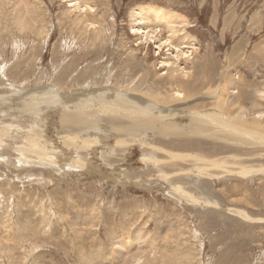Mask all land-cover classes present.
Returning <instances> with one entry per match:
<instances>
[{"label":"rangeland","instance_id":"rangeland-1","mask_svg":"<svg viewBox=\"0 0 264 264\" xmlns=\"http://www.w3.org/2000/svg\"><path fill=\"white\" fill-rule=\"evenodd\" d=\"M74 2L0 0V264H264V134L207 140L194 133V114L161 130L149 118L136 125L97 110L96 95L91 110L73 107L89 89L134 82L159 103L177 102L160 66L178 63L186 37L195 47L182 48L179 63L190 85L211 78L177 105L196 115L231 97L227 119L259 121L252 130L264 133V0H82L93 26L69 19ZM143 6L183 14L176 46L133 33ZM230 77L239 81L231 89ZM169 125L182 130L168 137ZM224 144L233 149L219 151Z\"/></svg>","mask_w":264,"mask_h":264},{"label":"bare ground","instance_id":"bare-ground-1","mask_svg":"<svg viewBox=\"0 0 264 264\" xmlns=\"http://www.w3.org/2000/svg\"><path fill=\"white\" fill-rule=\"evenodd\" d=\"M22 3H23V0H21ZM82 0H75V2L72 4L73 8V13L75 12V18H73V15L71 14L72 12H69L68 14V17L69 19L72 18V20H74V24L79 22L78 24H80L81 26H84V25H87L85 22L87 21H90L91 25L93 26V22L96 21L95 20V14L91 11H89L88 8H86V5H87V2L86 4L81 2ZM27 2V1H26ZM24 2V3H26ZM4 3V2H3ZM108 3V2H107ZM27 4V3H26ZM7 5H8V2H7ZM23 5V4H21ZM17 6H20V5H17ZM26 6V5H25ZM90 8V7H89ZM26 9V8H25ZM82 10V11H81ZM85 12V15L82 14V12ZM24 13V12H23ZM22 13V14H23ZM183 15V14H182ZM182 15H179L177 13H174V12H171V11H167V10H164L163 8H159V7H155V6H143V7H138L136 8L133 13H132V18L134 19V22L135 23V26H133V30L134 31L133 33L135 34H141V35H144V38L145 40H150L151 39H155L154 42H157V43H160L159 44V48H161L162 46H166V45H170L172 44L173 46H176L174 41L171 42V38L175 39L176 38V35L179 33V30L177 28V25L178 26H182V25H186L187 24V20L185 17H183ZM23 16V15H22ZM83 16H85L83 18ZM28 18V17H27ZM25 18V19H27ZM45 18V17H44ZM21 19V17H20ZM31 19V18H30ZM34 20V18H32ZM77 20V22H76ZM92 20V21H91ZM94 20V21H93ZM23 22V20H21ZM20 22V21H18ZM89 23V24H90ZM96 23V22H95ZM76 24V25H78ZM19 25V24H18ZM20 25H22L23 27V23H20ZM95 25V24H94ZM25 26H27V24H25ZM21 27V26H19ZM90 27V25H89ZM25 28L27 29V27H24L23 30H25ZM96 28V26H95ZM91 29V28H90ZM97 29V28H96ZM28 30V29H27ZM30 30V28H29ZM163 30H166L168 31L169 35H168V38L166 40H163V39H160L159 37L162 36V31ZM101 31H102V28H99L98 30V37L101 36ZM32 33V32H31ZM178 36V35H177ZM186 38V37H185ZM183 39V38H180L179 39V46L178 48L180 47L179 50H177L176 48L177 47H174L176 49V55L174 57V59L178 62V63H173L171 62V60H167V61H163L162 62V65L160 66L161 68H163L162 70L163 71V74L162 76H166L167 77V81L166 83H168L171 89V93L170 95H172L173 97H177V102H173V101H170L168 103H159L157 102V97L153 96V95H147L142 89H141V86H135L137 83L134 82L131 84V87L128 88L127 91H124V90H121V89H113L109 92L113 93V95L115 96L116 98V101H112V100H109L111 103H109V101L105 98V102L104 100L102 99L101 102H103L104 104H101L100 101L101 98H99L98 96H107V93L109 92H105L104 91V88L103 89H98V90H93L92 89H89L88 92L86 93L85 90V95H87V97L85 98L84 96H81V99L79 102L81 103H84V100L87 102L84 106L83 105H77L75 102L73 104V107L76 105V107L79 106L80 107H83L82 109H88L90 106H89V102H90V105L93 104V101L91 98L92 95L95 97V95L99 98L97 100V97H96V101H94V104L97 105V107H95L97 110L99 109H103V111H107V114H108V110L109 112H111L112 110L115 111L114 113L116 112H122V114L124 113L126 116L128 117H121L119 116V118H125L126 120H130L132 121L133 123H137L136 125H140L141 122H143V120L149 118L150 121H154L155 124H159L160 127L158 130H161V124L162 126H166L165 123H170L171 120L172 121H175L177 119L180 120L181 117L185 116V114L187 116H192L194 114L193 117H190L192 119V127H193V131L194 133H197L198 135H200L201 137L207 139V140H213V139H216V140H221L220 142H224V143H227L229 142V140H232V139H235L237 141V143H245L246 141H252V137H250L251 135H254L256 138H253V139H261L262 140V135L264 133H258L256 132V130H252V129H257V127L255 126L257 122H254L252 123L251 125H246L247 127H242L240 126L237 122L234 123V121H230L229 119H227V111L225 109H227L226 107H224L222 105L223 102L221 101H218L220 103H216L214 105V107L210 110H200V108H195V112H197V114L195 115L194 112L192 113H188V111L190 110H183V107H180L179 104L180 102V99L181 98H185V99H191L193 96H196L198 95L202 89H204V86L205 85H208L209 83V79L211 78V73H208L206 74V76L204 77V79H202L200 82V84H197V85H194V86H191L190 83H189V79H190V75L191 73L190 72H186L184 73L183 69L184 68H181L180 66V63L179 62H182V60H184L183 56H186L187 52H183L182 48L185 49V46L187 45H191L192 47H195V43H194V40H191V41H186L187 39ZM173 39V40H174ZM193 39V38H192ZM148 43V42H147ZM168 45V46H169ZM167 46V47H168ZM189 47V46H188ZM191 47V48H192ZM182 49V50H181ZM181 50V51H180ZM128 59V58H127ZM170 59V58H169ZM163 60V59H162ZM173 61V60H172ZM235 63V62H234ZM233 63V64H234ZM128 64V63H127ZM126 64V65H127ZM161 64V63H160ZM242 65V64H241ZM148 66V65H147ZM122 67V66H121ZM186 68V67H185ZM126 69V68H125ZM132 69V68H131ZM130 69V70H131ZM128 70V69H126ZM137 70V69H136ZM149 70V69H148ZM152 70V69H151ZM127 73H129L128 71H126ZM125 72V73H126ZM123 73V74H125ZM142 73V72H141ZM184 73V74H183ZM222 73V72H221ZM85 74V73H83ZM127 75V74H126ZM155 77V75L153 76ZM160 77V76H158ZM215 78V77H214ZM221 78V77H220ZM225 78V77H224ZM129 79V78H128ZM139 79V78H138ZM142 79V78H141ZM139 79V80H141ZM155 79V78H154ZM226 79V78H225ZM227 79H229V77H227ZM131 80V79H130ZM129 80V81H130ZM136 80V79H135ZM148 80V79H147ZM193 80V79H192ZM222 80V79H221ZM127 81V80H126ZM229 83H231V87L229 89L232 88V83L234 81V83L237 85L239 81H235L233 78L231 80V77H230V80H227ZM226 81V82H227ZM96 83V80L94 81ZM92 82V83H94ZM142 82V80H141ZM146 82V81H145ZM151 82V81H150ZM156 82V80H155ZM161 82V81H159ZM158 82V84H159ZM214 82V81H213ZM162 83V82H161ZM164 83V81H163ZM166 83H164L166 85ZM228 83V84H229ZM151 84V83H150ZM155 85V83H153ZM158 84H156L158 86ZM194 84V83H193ZM210 84V83H209ZM130 85V84H129ZM155 85V86H156ZM161 85V84H159ZM163 85V84H162ZM91 86H94V85H91ZM164 86V85H163ZM212 86V85H211ZM226 86V85H225ZM224 86V87H225ZM235 86V85H234ZM2 87H5V86H2ZM7 87V86H6ZM150 87V86H149ZM153 87V86H152ZM236 87V86H235ZM89 88V87H87ZM156 88V87H155ZM207 88V87H206ZM223 88V87H222ZM237 88V87H236ZM151 89V88H150ZM157 89V88H156ZM224 89V88H223ZM149 90V89H148ZM205 90V89H204ZM153 91V90H152ZM155 91V90H154ZM236 91V90H235ZM239 91V90H238ZM21 92V91H20ZM73 92V91H72ZM102 93V95H99V93ZM233 92V91H232ZM74 93V92H73ZM155 93V92H154ZM167 93V92H166ZM169 93V92H168ZM206 93H212L210 90H206ZM223 93V92H222ZM237 93V92H236ZM236 93H233L234 94V97H236V101L239 100V99H242L244 97V93L242 92H238L237 96ZM263 93V92H262ZM82 94V93H81ZM156 94V93H155ZM204 94V93H203ZM230 94V93H229ZM232 94V93H231ZM80 95V94H79ZM205 95V94H204ZM219 95V100L221 99L220 95L221 94V91H218V93H215L214 91V94L211 95L212 96H217ZM18 96V95H17ZM63 96V95H61ZM110 96V95H109ZM233 96V95H232ZM55 97V96H54ZM77 97V96H76ZM67 98H71V95H69ZM168 98V97H166ZM183 98V99H184ZM26 99V98H24ZM55 99V98H54ZM84 99V100H83ZM231 99V97L228 99V101ZM138 100V101H137ZM182 100V99H181ZM186 101V100H185ZM228 101L227 103H223L225 104L226 106H228L230 104H228ZM235 101V99H234ZM50 102V101H49ZM65 102V101H64ZM67 102V101H66ZM77 102V103H79ZM173 102V103H172ZM63 103V101H62ZM79 103V104H81ZM233 103V102H232ZM33 104V103H32ZM93 104V106H94ZM173 104V107L171 106ZM234 104V103H233ZM63 105V108H66L64 103L62 104ZM95 105V106H96ZM163 105H169L171 108L170 109H162L163 108ZM175 105V106H174ZM50 106V105H49ZM71 106V105H68V107ZM257 106V105H256ZM259 106V105H258ZM29 107V106H28ZM165 107V106H164ZM34 108V107H32ZM78 108V109H79ZM166 108V107H165ZM168 108V107H167ZM218 108H221L222 109V112H219L220 109ZM237 108V106L235 107ZM30 108L26 109V110H29ZM91 110V107L89 108ZM93 109V108H92ZM110 109H112L110 111ZM194 110V109H193ZM262 110V109H261ZM40 111V110H39ZM77 111V110H75ZM102 111V110H101ZM187 111V112H186ZM229 111V110H228ZM79 112H80V109H79ZM88 112V111H87ZM91 112V111H90ZM119 112V113H120ZM255 112V111H254ZM83 113H84V110H83ZM118 113V114H119ZM260 113V112H259ZM104 114V112L102 113ZM116 113V115H118ZM105 115V114H104ZM110 115V114H109ZM264 114H259V119L263 118ZM113 116V114H112ZM111 116V118H112ZM115 116V115H114ZM113 116V117H114ZM83 117V116H82ZM80 117L81 119L84 120V118ZM110 117V116H109ZM117 117V116H116ZM80 118H79V124L81 123L84 124L83 122L84 121H80ZM115 118V117H114ZM134 119V120H133ZM140 119H143V120H140ZM235 119V118H234ZM85 120H87L85 118ZM117 120V118H116ZM89 121H93V120H90ZM137 121V122H135ZM237 121V120H236ZM140 122V123H138ZM149 122V121H148ZM89 122H85V124L87 125ZM260 123V122H259ZM77 124V123H76ZM78 124V125H79ZM144 124V123H143ZM261 124V123H260ZM90 125V124H89ZM142 125V124H141ZM172 125V124H171ZM175 125V124H173ZM179 125V124H178ZM177 125V126H178ZM177 126H170L169 127L167 126V128L165 130H162V132L164 134H174V132H177L179 130H182L180 127H177ZM259 126V125H258ZM86 127V126H85ZM138 127V126H137ZM134 128L135 127H130V129ZM140 128V126H139ZM142 128V127H141ZM260 128V127H259ZM129 129V128H128ZM117 130L118 132L120 131V129H115ZM114 130V131H115ZM127 130V129H126ZM136 130V129H135ZM134 130V131H135ZM186 130V129H185ZM185 130H184V133H185ZM90 131V130H89ZM188 132L190 130H187ZM193 132H192V135H193ZM260 132V131H259ZM262 132V130H261ZM182 133V131L180 132ZM179 133V134H180ZM259 134V137L258 135ZM182 135V134H181ZM185 135V134H184ZM165 136V135H163ZM166 136V137H167ZM196 136V134H195ZM169 137V136H168ZM175 137V136H174ZM194 138V136H192ZM250 137V138H249ZM173 138V137H172ZM185 138V136H184ZM239 138V139H238ZM199 139V138H198ZM263 141V140H262ZM217 142V141H216ZM223 146V145H221ZM199 149V148H198ZM230 151L232 148V146H229V145H226L224 144L223 148L222 149H219L223 151ZM38 150V149H37ZM49 157V156H48ZM214 162V161H212ZM210 163V162H209ZM82 168V167H81ZM85 168V167H84ZM83 168V169H84ZM239 194V193H238ZM47 226V225H46ZM261 227V226H260ZM134 235V234H133ZM259 235V234H258ZM111 239V238H110ZM134 239V238H133ZM162 258V256H161ZM98 264V263H97Z\"/></svg>","mask_w":264,"mask_h":264}]
</instances>
